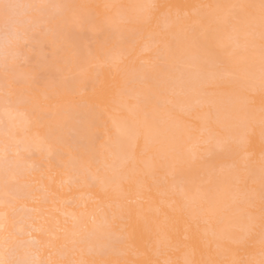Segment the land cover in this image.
Returning a JSON list of instances; mask_svg holds the SVG:
<instances>
[{
    "label": "snow or ice",
    "instance_id": "snow-or-ice-1",
    "mask_svg": "<svg viewBox=\"0 0 264 264\" xmlns=\"http://www.w3.org/2000/svg\"><path fill=\"white\" fill-rule=\"evenodd\" d=\"M0 264H264V0H0Z\"/></svg>",
    "mask_w": 264,
    "mask_h": 264
},
{
    "label": "bare ground",
    "instance_id": "bare-ground-1",
    "mask_svg": "<svg viewBox=\"0 0 264 264\" xmlns=\"http://www.w3.org/2000/svg\"><path fill=\"white\" fill-rule=\"evenodd\" d=\"M84 2L102 3L104 2V0H84ZM118 2L129 3V2H134V0H118Z\"/></svg>",
    "mask_w": 264,
    "mask_h": 264
}]
</instances>
